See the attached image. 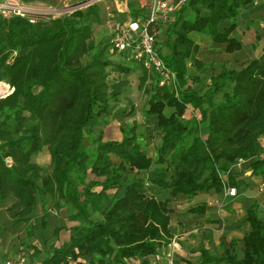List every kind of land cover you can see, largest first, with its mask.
Listing matches in <instances>:
<instances>
[{"label": "trees", "instance_id": "obj_1", "mask_svg": "<svg viewBox=\"0 0 264 264\" xmlns=\"http://www.w3.org/2000/svg\"><path fill=\"white\" fill-rule=\"evenodd\" d=\"M254 2L186 0L165 30L167 43L158 41L163 61L176 74L177 90L160 87L158 75L129 56L122 64L113 62L115 55L127 54L113 51L99 5L58 18L38 17L34 24L0 14V81L14 89L0 99V200H16L8 214L17 224H30L39 208L47 213L48 200L57 211L68 208L70 226L56 228L54 236L68 230L70 242L54 249L46 264H67L68 257L129 264L168 246L170 201H158L149 185L193 200L200 192L240 186L235 176L225 180L221 172L252 159L253 175L264 178V53L240 70L224 64L203 92L194 89L200 74L212 67L197 58V39L226 45L230 54L240 51L235 22ZM129 5L135 21L142 20L141 11ZM223 22L232 25L221 30ZM135 65L142 71L139 89L149 97L145 118L158 119L161 143L155 158L147 153L144 132L150 129L138 123L121 128V141L104 140ZM190 66L197 76L189 74ZM111 68L122 75L113 83ZM189 108L200 116L192 118L194 123L185 121ZM86 141L95 145L93 151ZM44 150L51 158L49 169L35 162ZM144 172L151 173L140 177ZM206 211L205 205L190 209L194 215ZM245 213L250 231L241 254L234 240L221 258L203 250L204 264H264V220L255 206ZM46 227L44 221L41 228ZM27 231L31 239L34 227Z\"/></svg>", "mask_w": 264, "mask_h": 264}, {"label": "crops", "instance_id": "obj_2", "mask_svg": "<svg viewBox=\"0 0 264 264\" xmlns=\"http://www.w3.org/2000/svg\"><path fill=\"white\" fill-rule=\"evenodd\" d=\"M153 2L154 0H112L106 8L101 7L102 21L109 30V35L111 36L119 26L135 21L131 13L130 3H133L141 11V19L143 20L146 19ZM263 2V0H255L253 4L248 5L235 22L237 29L233 33V37L243 43V48L240 51L230 54L227 52L226 45L213 43L207 37L197 39L200 46L197 58L203 64L212 67L200 74L201 82L194 85L196 91L203 92L210 80L221 72L224 64L229 69L240 70L249 61L262 57L264 53ZM231 25L230 22H223L221 30L229 28ZM165 30L166 28H163L160 35V43L162 42L164 45L167 43L164 35ZM164 51H166V54L168 53L167 49H164ZM189 74L197 76L198 73L190 66ZM128 81L130 82L128 87H130L132 81L130 78H128ZM128 87L125 90L123 99L112 111L109 124L105 128L106 133L110 129L114 131L117 124L122 128L134 123L150 128V132H157V117L145 118V112L148 108L144 105L141 106L134 97L129 95ZM137 89H139V80ZM130 103L133 107L130 106ZM195 116L198 119L200 118L197 113L189 108L185 118L191 120ZM118 141H121V139ZM112 159L115 164H120L118 157L113 156ZM35 160L36 163L42 166L38 159ZM255 161L256 159L247 161L241 167L233 165L229 172H221L225 180L231 174L239 181L240 186L234 188L237 190L235 197L229 196L228 190L225 188L223 192H217L216 190L200 192L193 200H189L184 195L173 197L170 190L150 185L148 189L153 197L158 201H170L171 221L169 230L173 238L168 246L159 247L155 255L147 257L144 261L134 257L129 261V264H204L205 260L201 257L203 250L214 258H221L225 256V252L230 249V245L234 240L240 242L237 246V253L241 254L244 248L242 241L250 231L245 212L255 206L259 217L264 220V178L253 175L252 164ZM113 193L115 192H110V194ZM123 194V190L119 191L120 196ZM15 203L16 200L12 197L3 201L0 200V264L22 254L27 256L28 264H46L51 259L54 249L61 248L70 242L71 234L68 230H63L57 237L54 236L56 228L70 226L67 221L68 213H66L68 208L63 207L59 211L65 222L64 224H58L55 227L49 223L51 219H48L46 229L37 230V228H34L35 235L28 239L27 230L31 225L32 227L37 226L38 217L32 219L30 224L15 223L8 214V209ZM200 205L207 206L205 214L194 215L190 212L191 208ZM40 211L39 208L38 214ZM64 213L66 214L64 215ZM58 240L59 243L64 241L59 244ZM51 242H53L52 245H50ZM81 262L88 264L87 260H81Z\"/></svg>", "mask_w": 264, "mask_h": 264}, {"label": "built area", "instance_id": "obj_3", "mask_svg": "<svg viewBox=\"0 0 264 264\" xmlns=\"http://www.w3.org/2000/svg\"><path fill=\"white\" fill-rule=\"evenodd\" d=\"M94 2V1H93ZM186 0H154L151 5L146 19L132 21L119 26L112 34V49L118 53H124L137 63H140L145 69L155 73L159 77V86L168 87L177 90V77L163 61L158 48V41L162 34L163 28H167L173 21L175 13L178 12ZM92 3L87 6H93ZM20 0H3L0 1V14L4 17H20L29 19L31 23H36L38 17L45 18V13L36 12L27 7ZM78 11V10H76ZM76 11H72V14ZM67 9L62 10L59 15H65ZM58 15L53 16L57 18ZM14 93V89L8 83L0 81V99H5ZM264 159V140H262V156ZM247 161L238 160L234 166L241 167ZM231 197L236 196V189L226 187ZM3 264H28L25 254L16 258L6 260ZM67 264H83L80 259L74 260L72 257L67 258Z\"/></svg>", "mask_w": 264, "mask_h": 264}, {"label": "rangeland", "instance_id": "obj_4", "mask_svg": "<svg viewBox=\"0 0 264 264\" xmlns=\"http://www.w3.org/2000/svg\"><path fill=\"white\" fill-rule=\"evenodd\" d=\"M1 1H3V0H1ZM93 1L95 2L94 5H99L100 7L106 8L109 4H111L112 0H39L34 5L28 4L27 7H29L30 9H33L36 12L45 13V16H46L45 18L46 19L47 18L50 19L51 17L56 16V15H58L57 18L61 17V16H64L62 14L59 15L58 12H60L62 10H65V9H67V12H66L65 15L69 14L72 11L85 10V9H87V6L89 4L91 5L92 3H94ZM109 19H111V18H109ZM164 53L166 54V51H164ZM127 59H128V55H124V56L115 55L114 57H112L113 62L118 63V64L124 63L125 60H127ZM132 67H134V68L131 71H133L134 73H130L129 74L130 76L128 77L132 81L131 82V86L128 87V91H129L128 93H129L130 96L134 97L140 103L141 106L144 105L146 108H149V97L146 96L143 91H140V89H137L138 88V80H139L140 76L142 75V71L139 69V67L137 65L132 66ZM110 73H111V78H110L111 83H113L114 81L119 80V79L122 78V75H120L118 72H116V70L114 68L110 69ZM187 120L188 119H185V121H187ZM194 121H195V119H191L190 120V122H192V123H194ZM115 127L116 128L114 129V131H111V129H110V131L108 133H106V131L104 132L105 133V137H104L105 141H108V140L109 141H114L115 139L116 140H120V139L122 140L123 135H122L121 130H120L121 126H119V124H117V125H115ZM143 128H145V126ZM101 130L102 129L96 130V132L94 133V137L95 138L98 137L99 132ZM144 133L148 137V141L146 143L147 146H148L147 153H148V155L150 157L155 158L156 157V149L161 143L160 134L158 132H155V131H151V132L147 131V132H144ZM85 144L87 145V147L91 151H93L95 149V145L93 143L86 141ZM35 159H38L40 161V163L42 164V167L47 168V169L50 168V159L51 158H50L48 150H44L40 154V156L39 155L36 156ZM154 169L155 168H153V170ZM173 170H174V168H173ZM150 173L151 172L142 173L140 177H142L144 175H148ZM47 202H48L47 207L49 208L48 211H47L48 215H47V213L44 214V212L41 210L39 212L38 216L35 217L36 219L38 217L37 226L34 227V228H37V230H42L41 224L44 221H47L48 219H51L49 221V223L51 225H54L55 227H57L58 224H64L65 223L64 220H63V217L61 218V216L59 214V211H57V210H55L53 208V201L52 200H48ZM68 212L69 211H66V213H68ZM66 213H64V215ZM53 242H51L50 245H52ZM62 242L59 243V240H58L59 244H61ZM52 248H53V246H52Z\"/></svg>", "mask_w": 264, "mask_h": 264}]
</instances>
